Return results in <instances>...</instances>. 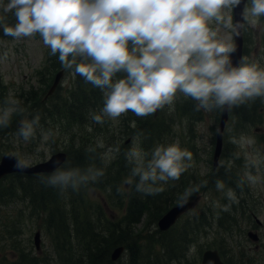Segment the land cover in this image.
I'll return each mask as SVG.
<instances>
[{"label": "rangeland", "instance_id": "rangeland-1", "mask_svg": "<svg viewBox=\"0 0 264 264\" xmlns=\"http://www.w3.org/2000/svg\"><path fill=\"white\" fill-rule=\"evenodd\" d=\"M7 3L8 0H0V4ZM246 4L251 7L250 0ZM8 14L10 13H4L3 8L0 7V15ZM228 15L231 16L233 24V10ZM209 26L213 30L218 29L217 39H224L234 45L233 28H225L223 24L218 25L215 20L210 21ZM243 38L242 63L256 65L257 70H264V16L258 18L255 25L250 21H244ZM49 51L50 48L44 45L43 40L37 34L32 38L0 39V80L5 87L4 97L6 99L11 98L20 102L22 94L28 91L43 93L49 83L45 75L50 69L48 65L50 58L47 61ZM62 69L65 75L54 97L49 101L50 104L70 98L81 82V77L74 75L73 70ZM56 72L51 73L52 81ZM43 78H45L44 83ZM120 78H123V75L115 77V79ZM101 99V106L97 109L96 115H102L104 96ZM260 100L261 106L255 113L256 118L243 123L244 127L239 126L240 118L236 114L241 111V108L236 109L234 106L229 108V120L224 133L220 166L226 165L234 168L239 177V188L234 192L235 199L232 200L235 205L233 210H224L226 207L225 187L218 189L216 186L205 192L200 190L192 199L195 201L193 210L179 219L169 231L161 233L162 235L157 234L160 230L154 216L144 217L134 227L135 234L140 236L137 243L143 255L146 253L149 255L148 260H136L134 253L124 246L125 251L121 258L116 262L111 261V264H200L203 253L210 249L219 251L225 263L230 260L232 262L230 264H264V97H260ZM184 107L185 113H182L180 109ZM23 110L20 114L22 119L19 120L21 123L28 122L26 110ZM221 111L218 108L211 111L197 110V101L190 97L185 98L178 91L173 105H165L162 109H158L155 117L158 125H165L168 132H163L161 138L154 139L155 143L150 152L145 150V137L130 133L136 129V124L132 127V122L125 121L133 117L129 112L115 120L103 116V123H98L91 117L84 125L75 126L69 133L65 130L66 123L58 125L50 120L55 126H49L51 127L49 130H46L49 127H39L38 135L32 136L27 141L22 136H18L20 128L13 127L0 137V160L5 154L11 153L27 165H36L49 160L57 152L70 150L71 138L75 139L77 145L84 139L89 144L93 143L106 163L119 157V150L117 151L119 148L109 146L106 142L124 146L127 152L136 146L145 154L146 160L151 159L156 147L178 144L181 150L186 149L192 153V160L185 161L191 167L182 172L178 180L159 181L154 185L163 189L156 193L164 198L161 204L162 209H159L163 216L172 207L182 202L178 194L185 190L186 178L196 177L202 180L217 175V171L212 168V160ZM256 129H260V132L256 133ZM128 140L130 142L126 144ZM109 149L113 151L105 159V153H108ZM229 155H232V158ZM236 160H240V164ZM133 166L127 169L132 171ZM249 176L253 179L249 180ZM129 179L132 180L131 184L127 182ZM134 179L139 182V177L132 176V174L123 179L122 187L125 192L133 189ZM9 183L10 180L6 181L5 185ZM79 193L83 194L82 200L86 206L80 205L78 200L82 194L78 197ZM76 194L73 200L78 201L80 216H85L86 210L92 205L93 210L89 211V216L93 220L97 219L98 210L95 207L97 204H102L106 216L111 221L115 223L124 221L127 198H123V208L105 206V202L109 204L107 194L99 189H91L89 184L80 185L76 189ZM173 195L174 198H172ZM28 200L29 196L21 192L12 199V202L0 205V264H19V262L23 264L24 261L20 257V254H23L22 251L28 254L29 260L34 259V264H66L70 260L67 252L73 254V250L58 247L57 232H51L46 228L43 220L46 215L38 211L33 212ZM70 202L68 201L66 205L68 219H71L68 215L72 209ZM119 202L120 200L116 199L114 203L119 205ZM157 203L160 205V202ZM198 217H200L199 221ZM205 218L207 219L206 225ZM193 225L200 227L196 234L192 233ZM250 231L258 234L259 243H254L249 239ZM38 232L41 234L39 250L34 244V238ZM183 236L190 242L187 254L184 255L183 251V247L186 246L185 242L174 244L176 251L170 254L167 244H173L174 240ZM257 245L259 248L256 247ZM172 255L179 257L180 263L170 260Z\"/></svg>", "mask_w": 264, "mask_h": 264}, {"label": "clouds", "instance_id": "clouds-1", "mask_svg": "<svg viewBox=\"0 0 264 264\" xmlns=\"http://www.w3.org/2000/svg\"><path fill=\"white\" fill-rule=\"evenodd\" d=\"M241 3L242 0H8L0 7L4 13H14L16 23L0 27L4 35L16 39L32 38L38 33L51 54H58L64 69L73 70L74 75L100 88L104 96L102 115H93L92 119L103 123V116L115 120L129 111L146 117L165 105H173L178 91L197 101V110L206 111L264 97V70L243 63L233 66L229 56L233 45L217 39L218 29L209 26L215 20L232 29L228 13ZM250 3L251 7L245 4L242 19L255 25L264 16V0ZM121 73L123 78L115 79ZM5 104L0 109V126L8 127L13 113L24 110L18 107L19 101L11 98ZM38 122L39 116L32 122L23 121L18 136L27 141ZM112 151L109 149L104 158ZM126 155L134 165L132 176L139 177L136 191L147 195L163 190L154 186L159 181L178 180L191 167L185 161L192 160V153L181 150L178 144L156 147L150 160L136 146ZM103 174L92 168L86 174L79 169H58L47 183L62 190L69 186L78 189ZM127 182L131 184L132 180ZM223 187L218 181L217 188ZM227 196L235 199L231 190Z\"/></svg>", "mask_w": 264, "mask_h": 264}, {"label": "trees", "instance_id": "trees-1", "mask_svg": "<svg viewBox=\"0 0 264 264\" xmlns=\"http://www.w3.org/2000/svg\"><path fill=\"white\" fill-rule=\"evenodd\" d=\"M15 23L14 13H10L6 16L0 15V24L13 26ZM2 38L11 39L13 37L4 35L2 27H0V39ZM49 58V73H45L49 79V83L43 93L48 91L51 85V73L54 71L58 72L63 68L58 59V54L52 55L50 52ZM117 75L124 74L121 73ZM42 81L44 83L45 78H43ZM4 88L0 80V109L7 106L5 104L7 99L4 97ZM43 93L34 92L33 90L28 91L22 94L21 101L18 104L19 108L26 110L28 122H32L39 116V122L33 125V136L38 135L40 130L39 127L55 126L50 120L58 125L66 123L67 128H65V130L68 133L72 132V128L78 125H84L88 119L97 114V109L101 106L100 101L103 96V92L100 88L85 82L82 78L76 92L66 100L50 104L49 101L52 97L46 99L45 96L47 92L42 95ZM260 106V97L247 99L245 102L240 103V105H235L234 107L236 109L241 108V111L236 113L238 118H240L239 126L244 127L243 123L253 121V118H256L255 113ZM221 109L222 108H218L220 111ZM180 110L182 113H185V107ZM20 114L21 112L13 113L8 127L0 126V137L4 136L5 133L13 127L19 128V120L22 119ZM129 114L133 115V117L130 119L127 118L125 121L129 123L135 121L136 124V129L130 133L145 137V150L150 152V149L155 143L154 139L156 137L161 138L163 132H168L165 125H158L157 118H155L156 116H154V114H150L146 117H138L131 111H129ZM51 127L46 130H49ZM106 143L109 146L119 148V157L109 163H106L101 158L99 149L93 143L89 144L84 139L77 145L75 139L71 138L69 144L70 150L66 151L67 160L60 170L71 171L79 169L81 174H86L89 168L103 171L104 174L102 176H99L95 181H89L87 184L90 185L91 189H99L107 194V200L109 202V204L105 202L107 206L112 205L115 208H123V198H127L126 214L123 218L124 221L122 220L120 223H115L106 216L102 204H97L95 207L98 210L97 219L93 220V218L89 216V211L93 210L92 205L86 210L85 216H80L78 201L81 206H86V203H83L82 200V193L84 192L82 191V193H79L78 197L80 194L82 195L78 201H75L73 199L77 195L76 189L69 186L66 190H62L58 186L49 185L47 183V178L50 175L14 174L0 181V205L12 202V199L17 197L21 192L28 195V202L33 212L38 211L46 215L43 219L46 228L51 230V232H57L56 240L58 242V247L64 250L66 248L73 250V254L67 252V254L70 255V260L66 262V264H111L110 251L117 246H126L128 250L134 253L136 260H148L149 255L147 253L143 255L142 249L137 243L138 237L140 236L135 234L134 227L139 224L144 217H148L149 215L152 217L154 216V219L157 221L162 216L159 209H162L161 204L164 198L159 194L147 195L142 192H137L136 184L138 181L135 179L133 180V189L130 192H125L122 187L123 179L132 174V171L128 170L127 167H132L133 164L128 162L126 147L117 146L109 142ZM229 157L232 158V155H229ZM236 161L239 164L241 162L240 160ZM8 180H10V183L5 185V182ZM218 181L222 182L225 187V205L231 211L235 205L233 201L228 198L227 193L229 190L233 193L238 191L239 177L234 168L226 165H221L219 167L215 180L207 177L202 180H198L196 177L186 178V188L182 193L178 194V197H180L182 202L191 200L200 190L205 192L216 187ZM81 186L85 185L82 184ZM172 198H174V195ZM116 199L120 200L119 205L114 203ZM68 201H71L70 203L72 206L71 211L68 213L71 219L67 218L66 213ZM157 202H160V205H158ZM206 224L207 219L205 220V225ZM199 228L198 225H193L191 228L192 233L196 234ZM188 241L189 240L183 236L174 240L173 244H167V249L170 254H173L176 251L173 245L177 242H185L186 246L183 247V251L184 255H186L189 248L188 245L190 244ZM179 246L181 245L179 244ZM178 249L181 250V248ZM22 252L23 254L21 253L20 257H22L24 261L23 264H34V259L29 260L28 254L24 251ZM173 258L180 263L179 257L172 255L170 260H173ZM230 263L232 262L228 260L227 264ZM19 264H21V262H19Z\"/></svg>", "mask_w": 264, "mask_h": 264}, {"label": "water", "instance_id": "water-1", "mask_svg": "<svg viewBox=\"0 0 264 264\" xmlns=\"http://www.w3.org/2000/svg\"><path fill=\"white\" fill-rule=\"evenodd\" d=\"M248 0H242V3L233 9V36H234V51L229 54L230 61L233 66H240L243 59V47H244V39H243V27H237V25L243 24L244 20L242 19V13L244 11L245 4ZM239 33L237 35L236 33ZM64 72L60 71L54 79V82L48 92V96L53 95L56 88L60 84V81L63 77ZM155 112V115L157 114ZM229 120V108L225 106L223 108L221 119L217 128L216 133V144L214 149L213 155V168L216 169L219 166L220 157L222 154L223 149V136L225 132L226 125ZM256 133L260 132V129L255 130ZM67 156L63 152H59L54 154L48 161L44 163H40L34 166H28L20 161L13 155H5L1 159L0 162V180L3 179L5 176L13 173H22V174H29V175H36V174H46L52 173L57 171L66 161ZM194 202L187 201L181 203L177 206L171 208L158 222V227L161 231H167L170 229L178 219L189 212L194 207ZM248 237L254 243H258L260 238L257 233L249 232ZM34 244L37 250L40 249L41 245V234L40 232L36 233L34 238ZM125 248L120 246L116 248L112 255V261H117L121 258L122 254L124 253ZM200 264H225L220 258L218 251L216 250H207L204 252L201 263Z\"/></svg>", "mask_w": 264, "mask_h": 264}, {"label": "flooded vegetation", "instance_id": "flooded-vegetation-1", "mask_svg": "<svg viewBox=\"0 0 264 264\" xmlns=\"http://www.w3.org/2000/svg\"><path fill=\"white\" fill-rule=\"evenodd\" d=\"M208 178V177H207ZM210 178H213V180H215L216 179V175L215 176H213V177H210ZM208 189H210V188H208ZM187 215V214H186ZM186 215H184V216H186ZM184 216H182V217H184ZM200 220V217H198V221ZM158 221H159V219L156 221V224H158ZM161 233H163V232H161V231H159V232H157V234L158 235H162ZM173 260H175V258H173Z\"/></svg>", "mask_w": 264, "mask_h": 264}]
</instances>
